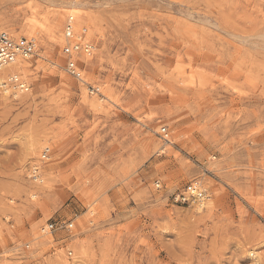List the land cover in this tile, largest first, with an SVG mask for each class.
Wrapping results in <instances>:
<instances>
[{"label":"rangeland","instance_id":"374dc122","mask_svg":"<svg viewBox=\"0 0 264 264\" xmlns=\"http://www.w3.org/2000/svg\"><path fill=\"white\" fill-rule=\"evenodd\" d=\"M0 31L36 45L0 86V264H264V0H0Z\"/></svg>","mask_w":264,"mask_h":264},{"label":"built area","instance_id":"2783aa9c","mask_svg":"<svg viewBox=\"0 0 264 264\" xmlns=\"http://www.w3.org/2000/svg\"><path fill=\"white\" fill-rule=\"evenodd\" d=\"M79 35L75 29L74 18L71 16L67 19L64 29L65 44L62 48V53L66 57V71L78 80H83V67L79 63V59L83 54L92 55L95 46L93 42L86 38V30L81 31ZM35 42L27 38L16 39L6 31H0V67L13 64L17 61H29L35 55ZM15 84L22 90H28L27 84L17 78L14 80ZM165 138L169 137L166 128H163ZM46 154H44V158ZM194 184L187 187L186 190L179 191L173 195V202L176 204L192 203L194 194ZM54 223L47 225L48 231L52 232L55 229ZM67 229L72 228L71 224H65ZM45 230V229H43ZM72 255L69 252V256Z\"/></svg>","mask_w":264,"mask_h":264},{"label":"bare ground","instance_id":"6f19581e","mask_svg":"<svg viewBox=\"0 0 264 264\" xmlns=\"http://www.w3.org/2000/svg\"><path fill=\"white\" fill-rule=\"evenodd\" d=\"M71 16L74 18V22H75L74 15H69L67 17V19H69V17H71ZM64 29H65V25H64V28H63V32H62V45L63 46L65 44V40H64ZM76 32L78 33L77 30H76ZM21 38H25V37H20L19 39H21ZM63 46H62V48H63ZM35 47H36V45H35ZM35 54H36V50H35ZM90 56L83 54L80 59H81V61H84V60H86L87 57L89 58ZM27 62H29V61H17V62H15L13 64H10V65L4 66V67H0V86H2L4 88L3 89V94L8 95L10 93V90L7 89L8 86H12V88L14 90V93L13 94H14L15 97L16 96H19L20 94H22V92H24V91H21L19 89L20 87H18L15 84V81L14 80L17 79V78H20V76H23V74L21 73V71L23 69V63H27ZM79 81L80 82H85L84 78H83V80H79ZM162 134H163V129H162ZM163 138H164V141L165 142H169L170 141L169 138H165V135L164 134H163ZM46 150H49V147H46ZM36 166L33 167V171L32 172L38 173V170L40 169L39 174H43L42 165L41 164H37ZM29 175H30V177H33V175H31L30 172H29ZM34 178H35L36 182H38L40 184H43V177H42V175H34ZM192 190H193V194H194V197H193V200L194 201L192 203H195L193 205L200 206L199 209H201L202 206H203V204L201 202H204L203 200L206 199V196H205L206 194H205V191L201 187V183L196 182L194 184V188ZM43 229H45V230H43L44 234L51 233L50 231H48V228H43ZM250 258H251V264H260L259 263V260H258L257 253H250ZM59 264H63V262H60Z\"/></svg>","mask_w":264,"mask_h":264}]
</instances>
